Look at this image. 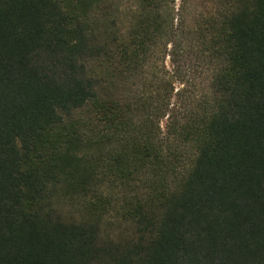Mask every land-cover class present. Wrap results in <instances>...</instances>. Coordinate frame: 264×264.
<instances>
[{
	"label": "trees",
	"instance_id": "1",
	"mask_svg": "<svg viewBox=\"0 0 264 264\" xmlns=\"http://www.w3.org/2000/svg\"><path fill=\"white\" fill-rule=\"evenodd\" d=\"M0 264H264V0H0Z\"/></svg>",
	"mask_w": 264,
	"mask_h": 264
},
{
	"label": "rangeland",
	"instance_id": "2",
	"mask_svg": "<svg viewBox=\"0 0 264 264\" xmlns=\"http://www.w3.org/2000/svg\"><path fill=\"white\" fill-rule=\"evenodd\" d=\"M177 87H179V86L177 85Z\"/></svg>",
	"mask_w": 264,
	"mask_h": 264
}]
</instances>
